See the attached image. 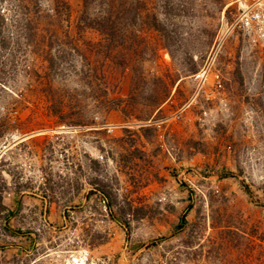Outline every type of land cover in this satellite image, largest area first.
<instances>
[{
  "label": "rangeland",
  "instance_id": "obj_1",
  "mask_svg": "<svg viewBox=\"0 0 264 264\" xmlns=\"http://www.w3.org/2000/svg\"><path fill=\"white\" fill-rule=\"evenodd\" d=\"M37 1L0 0V264H264L252 0Z\"/></svg>",
  "mask_w": 264,
  "mask_h": 264
},
{
  "label": "built area",
  "instance_id": "obj_2",
  "mask_svg": "<svg viewBox=\"0 0 264 264\" xmlns=\"http://www.w3.org/2000/svg\"><path fill=\"white\" fill-rule=\"evenodd\" d=\"M231 28L232 30L238 31L252 45H258L264 49V2L261 0H252L245 7H241L232 20ZM209 76H212V86L218 94L223 89V82L219 72L202 69L196 74H193V78L198 81L200 86L197 88L196 94L192 96L191 101H194L200 92L208 95L205 86L209 82ZM203 114L205 115L206 112H203ZM180 116L181 110H178L172 115V119H178ZM168 120V118H165L160 123L162 125H164L163 123L167 124L166 122ZM160 123L158 126H160ZM161 136L163 137V134ZM100 157L102 158L103 156L100 155ZM75 261L77 264H83L78 259Z\"/></svg>",
  "mask_w": 264,
  "mask_h": 264
},
{
  "label": "trees",
  "instance_id": "obj_3",
  "mask_svg": "<svg viewBox=\"0 0 264 264\" xmlns=\"http://www.w3.org/2000/svg\"><path fill=\"white\" fill-rule=\"evenodd\" d=\"M40 1L38 0L37 1V5L36 4H33V10H29V6L26 7L25 6V10H23L22 12V16H28V15H34L35 17H39V16H43L45 18H50V20H57L59 21V19L61 18V14L62 12H68V4L67 2H62L61 3V6H58L56 4H52L46 11L42 10L40 8ZM5 20V17L3 15L0 14V23L3 22ZM27 27H30V26H27ZM1 196H0V210H4L6 209V206H3L1 204ZM191 206L188 205L187 208H190ZM188 210H186L180 217L179 219V222L177 224V228L181 229L186 223H187V220H186V213H187ZM8 215L11 214L12 212L11 211H7Z\"/></svg>",
  "mask_w": 264,
  "mask_h": 264
},
{
  "label": "clouds",
  "instance_id": "obj_4",
  "mask_svg": "<svg viewBox=\"0 0 264 264\" xmlns=\"http://www.w3.org/2000/svg\"><path fill=\"white\" fill-rule=\"evenodd\" d=\"M75 263H76V261H75ZM80 263H83V262H80ZM77 264V263H76Z\"/></svg>",
  "mask_w": 264,
  "mask_h": 264
}]
</instances>
